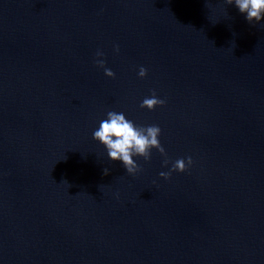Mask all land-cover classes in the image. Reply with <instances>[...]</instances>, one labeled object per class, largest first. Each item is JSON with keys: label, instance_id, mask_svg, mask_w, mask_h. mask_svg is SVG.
Returning a JSON list of instances; mask_svg holds the SVG:
<instances>
[{"label": "water", "instance_id": "water-1", "mask_svg": "<svg viewBox=\"0 0 264 264\" xmlns=\"http://www.w3.org/2000/svg\"><path fill=\"white\" fill-rule=\"evenodd\" d=\"M262 25L225 3L195 32L122 112L167 156L129 175L97 142L16 264H264ZM153 90L166 104L141 108Z\"/></svg>", "mask_w": 264, "mask_h": 264}, {"label": "clouds", "instance_id": "clouds-1", "mask_svg": "<svg viewBox=\"0 0 264 264\" xmlns=\"http://www.w3.org/2000/svg\"><path fill=\"white\" fill-rule=\"evenodd\" d=\"M225 2L227 5L234 4L250 25L254 21L260 23L264 20V0H225ZM116 51H119L118 46ZM97 56H103V53L98 51ZM96 64L104 68V73L107 77H115V73L105 67L104 60L98 59ZM146 75L147 69L141 67L138 76L144 78ZM165 104L166 100L158 98L155 90H153L151 97H145L140 107L152 111ZM160 135L161 129L158 125L137 126L134 122L128 120L122 112L108 111L107 118L102 120L99 127L93 132V139L105 146L108 158L111 161H120L129 175H135L142 169L134 157H142L145 161H149L152 149H156L162 156H167L165 148L160 143ZM163 163L167 166L169 163L167 158ZM192 163L190 156L186 160L185 158L177 159L172 164L170 171L160 172L159 175L167 180L171 177L172 172H185ZM103 171L105 175L109 173L108 168Z\"/></svg>", "mask_w": 264, "mask_h": 264}]
</instances>
